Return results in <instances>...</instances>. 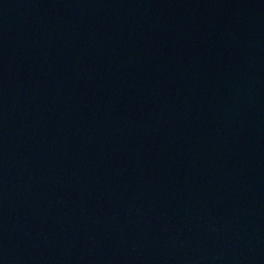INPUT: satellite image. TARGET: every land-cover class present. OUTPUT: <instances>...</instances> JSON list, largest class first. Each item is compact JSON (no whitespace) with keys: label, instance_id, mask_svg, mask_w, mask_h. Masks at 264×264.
<instances>
[{"label":"water","instance_id":"95a60500","mask_svg":"<svg viewBox=\"0 0 264 264\" xmlns=\"http://www.w3.org/2000/svg\"><path fill=\"white\" fill-rule=\"evenodd\" d=\"M0 264H264V0H0Z\"/></svg>","mask_w":264,"mask_h":264}]
</instances>
